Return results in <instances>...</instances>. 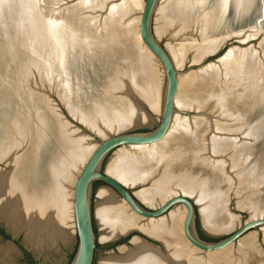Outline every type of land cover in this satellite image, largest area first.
I'll return each instance as SVG.
<instances>
[{
	"label": "bare ground",
	"instance_id": "1",
	"mask_svg": "<svg viewBox=\"0 0 264 264\" xmlns=\"http://www.w3.org/2000/svg\"><path fill=\"white\" fill-rule=\"evenodd\" d=\"M33 1L36 0H0V21L2 20L0 26L7 24V19L10 18L8 14L4 13L6 8H12V11L18 8H20V11L23 10V17L13 15L15 18L17 17V19L13 17L14 20H20L18 23L28 19V17L31 18L33 23L30 25L33 29L29 32L31 31L30 34L33 35H31L32 39L30 40L35 41V47L40 49L42 46H47L49 52H51L49 53L52 56L50 59L53 60H51L52 63L54 62L53 68L58 72L61 90L66 98L63 105H65L71 116H75L87 127L91 128L93 125L98 126L99 123H104L108 129V126L113 125L117 128L139 125L146 118L143 117L144 114L141 111L143 105H147L153 111L161 114L165 92V82L164 86L160 84L161 75L164 76L163 69L141 42L139 32L135 28L136 24L135 26L134 24L126 26L122 24L125 21L129 23L131 20L132 13L130 11L135 8L142 10L143 3L141 0H131L123 7L122 5L113 6L110 15L102 20V24L99 23L102 27L99 26L101 29L98 31H96V28H92L94 25L89 27L90 25L87 24L88 22L94 24V21L93 23L92 20H85L87 23H83L82 19V21H75V16L70 13L63 16L49 17L50 19H46L48 26H45L41 22L46 20L41 21V16L39 17L37 11L34 10L38 6L32 8L31 3ZM178 1H182L180 9L177 4L178 16L188 20L190 17L192 18L195 11L197 12L196 8L199 7L197 5H203L205 0ZM256 1L218 0L210 10L211 13L207 15L210 26L217 27L223 16L231 11L234 17L253 14L256 11ZM90 2L92 4V0ZM96 4L98 2L95 3V6ZM92 6L89 8H92ZM19 10L18 12H20ZM3 18L4 21L7 20L5 23H3ZM17 21L15 24H17ZM127 22L125 23L127 24ZM6 24L1 28H8L9 26ZM15 24L10 23L9 25L13 26L12 29L15 30L17 29ZM235 24L239 25L236 22ZM2 30H0V34L6 33V31L1 32ZM7 30L9 34L12 32L9 29ZM16 33H18V30ZM3 34L2 36L7 35ZM24 34L26 35L25 31ZM20 35L23 36L21 33ZM25 35L23 38L28 34ZM2 36H0V62L3 64L6 60L8 62V59L14 58L17 51H20L18 57L22 58V52H29V49L26 50L25 46L33 45L20 44L17 43V40H13L17 41V45H13L15 42L8 44L4 41L9 40L3 39ZM19 41H21V38ZM222 42L214 44L211 42L213 45L210 46L209 44V47L205 45L207 49L205 47L204 50H199L198 55L203 52L207 56V53L215 52L216 49L219 50ZM182 48L185 49V47ZM181 51L183 52V50ZM196 51L194 50V52ZM173 54L177 59L184 55H181V52H177V50ZM256 59L254 55L245 51L229 50L219 60V63H225L229 66L232 74L236 76L235 83L238 97L235 100H238L236 104H240L241 112L239 117L236 118V121L239 122L237 131H233L228 127L223 129L222 127L223 132L217 136L215 135L211 143L215 154L220 156L225 152L231 154L235 144L239 143L238 139H241V135H245L247 132L248 136H244L243 140L247 143L245 138L250 137L251 144L249 143L243 150L238 147L236 150V153H241L240 155L246 156V159L254 154V165L251 169L247 167L248 170L246 169V173L244 172L245 175H241L238 180H235L232 175H217L223 169V163L220 161L214 163V169H207L208 172H205V175L188 173L189 163L184 160L188 158V151L183 154L184 159L179 153L182 152L181 147H179L181 137L186 136L187 138L189 136L188 140L190 142L185 139V146H188V150L191 147L193 151L196 149L197 151H203L204 147L198 140H200L205 128L196 121L195 129L189 132V127L186 126L187 120L184 121L185 123L179 120L176 115H181L182 112L177 111L178 113L174 115L168 133L160 141L163 146L161 144L158 148H154L160 143L157 142L148 146L119 149H123L122 152L126 149V153L123 152L124 154L118 158V164H115V161L113 162L117 174H119L115 176L132 185H139L153 179L150 189H146L140 194L147 203L155 207L164 203L179 191L183 193L190 192L197 196L198 202L205 212L206 224L214 232L230 227L231 223L229 217L225 214V209L226 204L229 202L228 199L234 192L248 190L254 195L250 202H257V205L264 207V70L256 62ZM198 61L200 62V58ZM214 75V72L201 74L200 78L198 77L200 81L197 80L198 78L196 80L201 82L202 79L204 83V81L213 80ZM194 80L192 76L181 78L178 84L181 92H186L193 84L196 85L197 81L194 83ZM198 85L199 83L196 87ZM196 87H194L196 91L201 90V88L197 87V89ZM161 95L163 96L162 100ZM199 97L202 96H198V99ZM216 99L215 101L218 104L216 107H221L228 101L222 95L216 96ZM1 100L0 108L3 109L5 100ZM177 100L178 96L175 97V104H178L179 101ZM198 101L202 103L205 100L199 99ZM233 103L235 104L234 101ZM179 105L182 106L183 104L179 103ZM39 108L41 109V106L38 101L28 109L32 110L34 114L32 125L29 128L24 126L22 128V126L16 124L18 115L14 117L16 121L14 125L17 127L5 128L0 125V140L3 141V143H0V160H4L8 169L0 173V222L6 225L13 236L18 237L22 234L23 242L33 249L36 255H39L44 249L59 251V248H57L59 243L67 246L71 242V229L73 226L72 185L87 158L97 146L96 141L80 133L79 135L87 140L89 139L95 145L88 144L84 148V140L73 138L72 132L67 129V121L62 118L65 124L60 116L51 113H43L42 115ZM223 111H225V108ZM71 129L76 128L71 127ZM14 138L18 140L15 141ZM17 142L19 144H14ZM151 147L155 150L151 149L153 150L151 155L148 154L151 160L145 158L147 161L143 158L144 165L153 166L160 159H164L160 161H163L162 167L161 163H158L160 165L158 166L159 169H164V175L161 173V175H141V169L137 167L138 157L136 156L137 159L134 157L135 153L132 154L133 156L127 153L132 149L133 152L143 151L145 154V151L147 153L150 151L146 148ZM132 165L135 167H132ZM244 167L246 168V166ZM98 197L96 217L103 241L111 242L131 231H142L149 238L160 242L165 250V252H161L159 247L152 246L141 239L133 238L129 245H123L116 250L117 252L120 251L119 256L110 251L112 254H109L107 258H102L100 264H211L203 263V260L196 256L197 253L195 255L194 250V252L190 251L193 247L190 245L192 248L189 249L186 246L188 243L182 236V223L185 217L184 207H174L175 210L169 216L160 219L162 216L158 218L160 220L145 219L133 213L125 202L106 186L100 189ZM139 218L147 221L139 220ZM243 247L249 252L252 250L250 241L246 242ZM247 251L246 256H244L246 257V264H250L254 258L251 257L252 253H247ZM16 253L12 245L6 244V246L0 247V260L6 262ZM257 264H264V261H258Z\"/></svg>",
	"mask_w": 264,
	"mask_h": 264
},
{
	"label": "rangeland",
	"instance_id": "2",
	"mask_svg": "<svg viewBox=\"0 0 264 264\" xmlns=\"http://www.w3.org/2000/svg\"><path fill=\"white\" fill-rule=\"evenodd\" d=\"M38 3H37V2ZM31 3L32 8L37 7V9L33 8L34 10L37 11L38 16L42 18L41 21H45L46 19L48 20L49 17L53 16H63L68 13L72 14L75 16V21L77 20H83V23H87V21H91L92 23L94 21V24H89L87 23L89 27L92 25L96 27L98 31L101 29V22L102 20L106 19L110 13L113 10V6H119L122 5V7L127 4L128 2H131V0H36ZM100 1V2H99ZM143 3V0H141ZM218 0H205L202 4L197 5L198 9L196 8L197 12L195 11V14L190 17V19L186 20L183 19L182 17L178 16V8L180 9L181 2L178 0H160L158 3V7L156 10V13L153 15V20H152V32L155 37V39L159 42V44L162 46V48L166 51L167 54L170 55L171 59L173 60L175 67L177 68V71L179 72L178 76V84L179 80L181 78H185L187 76H192L194 77V83L200 78L201 74H206V73H215V77H213V80L210 81H202L198 82L199 85L197 87L201 88L198 89L196 85L193 84V80L191 81L192 84L190 85L191 88H189L186 92H181V89L178 87L177 88V94L178 96V104L180 103L182 106H178V104H175L176 110L178 112H182L181 115L177 114L176 116L178 117L179 120H182L186 122V126L189 127V132L191 130L193 131L195 129V124L196 121L197 123H201L203 125V130L201 136H200V141L202 144V147H204L203 151H193L191 147L185 146V141L187 140L190 142L188 137L182 136L180 140L179 147L182 150L179 153L184 159L183 154L185 151H188V158L184 159L186 163H189V170L187 171L188 173L192 175H205V172H208L207 169H214V163H217L218 161L223 163V172L220 170V172L217 173V175H232L235 180H238L241 178V175H245L244 172L246 171L247 167L248 169H251V167L254 165V154L246 159V156L240 155L239 152L236 153L237 147L241 150L250 143V137L245 138L247 139V143L243 140V137L248 136L247 132L245 135H241V139L239 140V143L235 144L234 150H232V153H227L225 152L221 156L218 154H215L213 152L211 143L212 139L214 136L219 135L220 133L223 132L221 129L223 127L226 128L228 127L229 129H232L233 131H237L239 122L236 121V118L239 117L240 115V104L238 103V100H235L236 97H238V94L236 93V83L235 79L236 76L232 74V70L230 69L229 66H227L225 63H219V60L229 51V50H234V51H245L248 54L254 55L256 57V62H258L261 66L262 69L264 70V18L260 22V26L262 28L258 29L255 26V21L260 17L259 15V9L263 5V11H264V0H257L256 1V11L254 14H250L249 18L242 20L243 22L239 21L240 19L236 20V17H234L233 13H227L224 15V19L221 23L215 26V28L210 26L209 17L207 16L208 14L211 13V9L215 5V3ZM36 2V5H35ZM95 6V3H97ZM180 2V3H178ZM84 3V4H83ZM89 5L86 6L85 5ZM94 3V5H93ZM178 4V8H177ZM180 4V5H179ZM85 5V6H84ZM94 7H93V6ZM92 6V8H89ZM121 7V6H120ZM11 9V10H10ZM20 8L17 10L12 11V8H6L4 11L5 14H8L10 18H8V15L5 17V21H7L8 25L5 23L4 18H3V23H5L7 26H9L6 29L1 28L4 25L0 26L1 32L6 31L4 33L5 35L9 36H2L3 33L0 34V36L3 37L5 40L9 41H4L5 43H13L17 40V43L20 44H33L32 46H25L26 50L29 49L28 51L22 52V58L18 57L20 51L16 52V56L14 55V58H10L4 62H0V89L2 87L4 88H10L11 92L9 95H4L3 97L0 96V100L3 99L5 100L4 102V108H0V125L4 126L5 128L7 127H17L14 124L16 123L15 121V116L18 115V122L16 123L19 126H22V128H29L32 125V118L34 116L32 110H28L30 107H32V104L36 103L39 101L41 109L40 113H51L54 114L55 116L59 114V108L63 106V108L66 110L65 105H63L66 101V98L63 96L60 82L58 80V72H56L53 68L54 62L52 63V56L49 54L47 46L42 48H37L35 47L36 45L34 44V40L32 39L33 34H30L29 30L33 29L31 27V18L28 17V19H25L24 21L20 20H14L15 16H21L23 17L24 14L23 10L20 11ZM18 10L20 12H18ZM142 11V10H141ZM141 11L139 8H135L133 11H130L132 13L131 15V20L129 23L127 21V24L124 22L122 23L123 26L126 25H133L136 28V31L139 32V19H140V14ZM165 12V13H164ZM125 14V13H123ZM197 14V15H196ZM232 14V15H231ZM252 15V16H251ZM31 16V15H30ZM195 16V17H194ZM233 16V19H232ZM255 16V17H254ZM14 17V18H13ZM106 17V18H105ZM185 17V16H184ZM25 18V17H24ZM23 18V19H24ZM40 18V19H41ZM45 18V19H44ZM235 18V20H234ZM17 19V17L15 18ZM50 19V18H49ZM90 19V20H89ZM11 20V22H10ZM47 20L43 23L45 26H48ZM81 20V21H82ZM2 21V20H1ZM0 21V23H2ZM17 21V24L15 22ZM194 21V22H193ZM13 22V23H12ZM235 22L239 25H236ZM15 24L17 29H12L13 26L9 24ZM101 23V24H99ZM138 23V24H137ZM14 25V26H15ZM22 25V26H21ZM11 26V27H10ZM100 26V27H99ZM20 30H19V29ZM9 31H12L8 32ZM12 29V30H11ZM18 30L21 31L20 33L23 35L21 36L20 33H16ZM15 31V32H13ZM24 31L26 33L27 37L24 34ZM34 31V30H33ZM17 36H15L16 34ZM32 33V32H31ZM251 33V34H250ZM3 34V35H4ZM250 34V35H249ZM24 35L26 36L25 38ZM14 36V38H13ZM18 36H20L18 38ZM7 37V38H6ZM1 38V37H0ZM12 38V39H11ZM21 38V41H19ZM29 38V39H28ZM29 40V41H28ZM34 41V42H33ZM223 41V42H222ZM14 43L13 45H17V43ZM31 42V43H30ZM216 42H222V45H220V49H216L215 52H210L207 53L205 56L203 52H201L199 55L198 53L201 50H204L206 46L209 47L212 46ZM141 46L142 44L139 43ZM208 44V45H207ZM1 45V43H0ZM204 47H203V46ZM206 45V46H205ZM197 46V47H196ZM31 47V48H30ZM182 47H185L182 48ZM203 47V49H202ZM187 48V49H186ZM192 48V49H191ZM196 48V49H194ZM43 49V50H42ZM191 49V50H190ZM207 49V47H206ZM34 50V51H33ZM36 50V51H35ZM177 50V52H181L180 58H175L173 52ZM183 50V52L181 51ZM188 50V51H187ZM194 50L196 52H194ZM200 50V51H199ZM40 51V52H39ZM209 51V50H208ZM40 54H39V53ZM185 52V53H184ZM35 53V54H34ZM197 53V55H195ZM48 54V55H47ZM203 54V57L201 56ZM50 55V56H49ZM173 56V57H172ZM201 56V57H200ZM48 57V58H47ZM197 57V60H196ZM195 58V59H194ZM200 58V62L198 61ZM20 59V60H19ZM52 60V61H51ZM195 60V62H194ZM180 61V62H179ZM218 61V62H217ZM176 62V63H175ZM3 65H2V64ZM23 64V65H22ZM52 64V65H51ZM222 65V66H221ZM214 66V67H213ZM221 66V67H220ZM212 67V68H211ZM215 68V69H214ZM211 69V70H210ZM214 70V71H213ZM204 73H203V72ZM202 72V73H200ZM206 72V73H205ZM199 74V76H197ZM196 77V78H195ZM199 77V78H198ZM198 78V79H197ZM197 79V80H196ZM16 81V83H15ZM160 84H163L164 86V76L162 77L161 75V80ZM8 82V83H7ZM11 82V83H9ZM210 83V84H209ZM209 85V86H208ZM179 86V85H178ZM189 86V87H190ZM204 88H202V87ZM206 86L208 87L206 89ZM196 87L198 90L194 89ZM232 87V88H231ZM179 89V90H178ZM205 89V90H204ZM208 90V91H207ZM200 91V92H199ZM202 92V94H201ZM185 93V94H184ZM219 95H222V97L227 99L224 103L223 106L221 107H216L218 104L216 103L215 100L216 96L218 97ZM62 98H61V97ZM199 99L205 100L199 102ZM205 96V98H204ZM162 95H161V100H162ZM180 99V100H179ZM198 99V100H197ZM1 100V101H3ZM195 100V101H194ZM198 101V102H197ZM214 101V102H213ZM235 102V104L233 103ZM32 103V104H31ZM199 103V104H198ZM192 104V105H191ZM181 107V108H180ZM225 108V111L224 108ZM227 107V108H226ZM238 107V108H237ZM143 117H146L143 122H140L139 125H128L117 128L114 125L109 127L108 129L106 127V124L104 123H99L98 126L93 127H87L83 124V122L79 121L75 116H71L72 119L76 121L77 124L70 125L69 123L66 124L65 121L61 120L67 125V129L72 132V136L74 139H83L84 140V148L85 146L87 147L89 145H94L93 143L88 141L85 137H82L81 134H84L86 137V133L82 130V127H85L87 131L92 133L94 136L97 137V139H105L109 136H115L119 134H124V133H141V132H150L152 131L158 124L159 122V115L160 112L153 111L151 108H149L147 105H143L141 108ZM222 109V110H221ZM227 109V110H226ZM64 111V110H63ZM67 111V110H66ZM228 111V112H226ZM38 113V111L36 110ZM16 113V114H15ZM238 115V116H237ZM184 119V120H183ZM199 120V121H198ZM202 120V121H200ZM31 121V124H30ZM238 122V123H236ZM185 123V122H184ZM188 123V124H187ZM190 124V125H189ZM69 125V126H68ZM83 125V126H82ZM24 126V127H23ZM71 127L76 128V129H71ZM75 130V131H74ZM77 130V131H76ZM187 130V131H188ZM31 131V130H30ZM188 132V134H189ZM228 133V131H226ZM236 133V132H234ZM236 135V134H235ZM15 141H17V138H14ZM186 139V140H185ZM191 139V138H190ZM183 142V143H182ZM0 143H3L2 140H0ZM14 144H19L14 143ZM162 143L160 142L159 145H156L154 148H158ZM251 144V143H250ZM241 145V146H240ZM95 146V145H94ZM163 146V144H162ZM240 146V147H239ZM178 148V147H177ZM175 148V149H177ZM147 150H150L148 153L145 151V154L143 151H134L131 149L127 153H129L131 156L132 154L135 153L134 157L139 160H137V167L141 169L140 174L141 175H159L160 173L164 175V169L162 167V162L157 161L156 165L161 163V170L159 169L158 166L159 164L153 165V166H145L144 164V159L147 158L149 159V155H151L152 151L155 150L153 147L151 148H146ZM153 149V150H151ZM123 150V149H122ZM122 150L117 151L113 155L111 154L108 159L103 163L102 166V172L109 174L112 178L116 179L119 181L121 184L125 185L133 196L141 203L145 208L149 210H154L160 205H151L147 203L141 196V192L150 189L151 187V182L153 179H149L148 182L139 184V185H132V184H127L120 178H118L115 175L117 174L116 171V166L115 164H118V158L126 153V149L122 152ZM177 151V150H176ZM193 151V152H192ZM122 152V154H120ZM132 152V153H131ZM137 152V153H136ZM139 152V153H138ZM142 152V153H141ZM120 154V155H119ZM143 154V155H142ZM149 154V155H148ZM146 157H145V156ZM137 156V157H136ZM140 156V157H139ZM144 156V157H143ZM4 158V157H2ZM113 158V159H112ZM142 160H141V159ZM144 158V159H143ZM164 158V157H163ZM115 159V160H114ZM145 159V160H147ZM147 160V161H148ZM115 161V162H114ZM140 161V163H139ZM183 161V160H182ZM181 161V162H182ZM115 164H114V163ZM114 164V165H113ZM136 164V163H135ZM134 164V165H135ZM132 165V167H135ZM188 165V164H187ZM243 165V166H242ZM5 166V167H4ZM246 166V168L244 167ZM148 167V168H147ZM150 167V169H149ZM157 167V169H156ZM245 168V170H244ZM247 169V170H248ZM7 166L4 163V160H0V171H6ZM154 170V171H153ZM155 170H158L157 172ZM225 170V171H224ZM161 171V172H160ZM210 171V170H209ZM163 172V173H162ZM246 173V172H245ZM160 174V175H161ZM152 178V177H151ZM74 184V182H73ZM104 185L101 183H95L93 185V190H92V208H93V228L94 232L96 234V241H97V249L98 251L95 253L94 257V264H100V261L102 258H107L109 254H112L110 250L117 244H125L127 241L131 239L132 236H134L136 233L131 234L130 236L126 238H122L120 241L112 243L108 241H103L101 238V230L100 226L98 224V220L96 217V207L99 202V197H98V192L100 189H103ZM73 188V185H72ZM248 190H241V191H236L234 192L230 199L229 202L226 204V209H225V214L227 217H229L230 220V227L224 228L223 230H218L216 232L212 231L209 226L206 224L205 221V212L203 211L200 203L198 202L197 196H194L193 194L189 193H183L181 191L173 194V196H183L191 200V202L195 205L196 207V212H197V219H196V231L199 235V237L206 241V242H215L219 241L227 236H229L231 233H233L239 226H241L243 223L255 219V218H264V207L262 205H257V202H250L251 199L254 198V195L252 192H246ZM116 196V195H115ZM169 197V198H171ZM168 198V199H169ZM165 203V202H164ZM175 208L164 215L162 218H166L169 216ZM214 212V211H212ZM138 218V217H137ZM157 219V220H160ZM139 220H145V219H140ZM147 221V220H145ZM73 225V224H72ZM0 228L3 229L10 237L11 232L6 228V225L4 223L0 222ZM72 240L67 246H63L62 243H59L57 245V248H59V251H48L44 249L43 251L40 252L39 255H36L33 251V249L29 248L24 242H23V235H19L17 240L19 244L23 247L24 250H26L29 255L30 259L34 261V264H68L70 257L74 254L75 247H76V240H75V233L74 229L72 226ZM142 232V231H141ZM143 233V232H142ZM182 235V233H181ZM183 236V235H182ZM157 241V240H156ZM250 241V246L251 251L245 250L243 245L246 242ZM186 242V241H184ZM187 243V242H186ZM185 243V244H186ZM7 242H4L0 239V247L6 246ZM159 246L161 249V252H165L163 249L162 245L160 246L159 244H156ZM186 246L191 249L192 247L189 244H186ZM243 247V248H242ZM196 256H199L198 258L203 260V263H211V264H246V251L247 253H252V256L254 259L250 264H257L258 261H264V228L260 229L259 232L257 233L256 231H252L248 234H246L244 237H242L236 244L233 246L218 252V253H211V254H204L202 252H199L195 249H191L190 251L194 252ZM105 251L107 253H105ZM243 252V253H242ZM116 256L120 255V251H115ZM217 257H216V256ZM245 255V256H244ZM240 256V257H239ZM259 256V257H258ZM218 260H216V259ZM245 258V259H244ZM233 262V263H232ZM0 264H30V262L26 259L23 258V256H20L19 254H14L10 260L6 262H1Z\"/></svg>",
	"mask_w": 264,
	"mask_h": 264
},
{
	"label": "water",
	"instance_id": "3",
	"mask_svg": "<svg viewBox=\"0 0 264 264\" xmlns=\"http://www.w3.org/2000/svg\"><path fill=\"white\" fill-rule=\"evenodd\" d=\"M158 3L159 0H143V8L139 19V36L143 45L163 69L165 92L159 122L150 132L124 133L109 136L102 140L97 139L96 136L82 127L84 133H86L89 138L97 142V146L87 158L72 188V221L76 247L73 257L68 264H94L95 253L98 251L96 234L93 228L92 208V190L95 183H101L113 190L133 213H135L138 217L145 219H158L169 213L176 206L184 207L185 217L182 223L183 237L189 245L204 254L221 252L236 244L246 234L252 231H256L258 233L260 229L264 228V218H255L243 223L233 233L219 241L206 242L199 237L196 231L197 212L195 205L190 199L183 196H174L167 199L160 207L154 210H149L139 203L127 187L108 174L102 172L103 163L111 154L120 148L148 146L163 140L173 123L174 115L178 113L175 107V97L178 88L179 72L169 55L155 39L152 32L153 15L157 9ZM230 13L233 12L231 11ZM249 15L250 14H246L242 17H235L236 20H245L246 18H249ZM259 15L260 17L255 21V26L258 29L262 28L260 26V22L264 18L263 5L259 9ZM223 19L224 16L220 23ZM10 92V88L6 89L2 87L0 89V96L3 97L4 95H9ZM59 114L73 127L77 124L76 121L69 116L63 106L59 108ZM1 172L3 171H0V173ZM133 233L136 234L132 236L129 241L125 244L115 245L110 251L115 252L119 247L129 245L133 238L141 239L155 247H159L156 244L161 246L160 242L149 238L147 235L139 231H131L111 242H118L122 238H126ZM17 238L18 237L12 235L11 240L7 242V244L12 245L17 254H21V251L14 243Z\"/></svg>",
	"mask_w": 264,
	"mask_h": 264
},
{
	"label": "flooded vegetation",
	"instance_id": "4",
	"mask_svg": "<svg viewBox=\"0 0 264 264\" xmlns=\"http://www.w3.org/2000/svg\"><path fill=\"white\" fill-rule=\"evenodd\" d=\"M0 239L4 242H9L11 240V237L3 230L0 228ZM15 245L18 247V249L21 251L20 256H23L24 259L28 260L30 264H34V261H32L30 258L29 253L23 249V247L19 244L18 241H14ZM3 262L0 260V263Z\"/></svg>",
	"mask_w": 264,
	"mask_h": 264
},
{
	"label": "trees",
	"instance_id": "5",
	"mask_svg": "<svg viewBox=\"0 0 264 264\" xmlns=\"http://www.w3.org/2000/svg\"><path fill=\"white\" fill-rule=\"evenodd\" d=\"M212 242H213V241H212ZM72 257H73V255L70 257V260H69V262L71 261Z\"/></svg>",
	"mask_w": 264,
	"mask_h": 264
}]
</instances>
